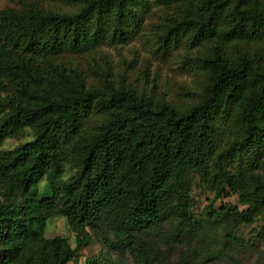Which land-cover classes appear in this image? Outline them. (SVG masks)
<instances>
[{
	"label": "trees",
	"instance_id": "16d2710c",
	"mask_svg": "<svg viewBox=\"0 0 264 264\" xmlns=\"http://www.w3.org/2000/svg\"><path fill=\"white\" fill-rule=\"evenodd\" d=\"M67 1L78 9L36 1L0 9V264L77 262L90 229L134 264H155L144 237L165 217L191 239L202 227L191 211L193 172L216 200L237 195L245 207L211 205L209 217L253 223L264 208V0H153L173 10L161 42L189 33L192 46L213 44L204 89L184 109L125 76L115 83L109 65L94 83L62 59L129 41L151 0ZM232 44L243 49L237 56ZM27 132L31 139L2 149ZM67 167L74 173L63 180ZM56 215L75 247L45 236ZM112 257L86 263L117 264Z\"/></svg>",
	"mask_w": 264,
	"mask_h": 264
},
{
	"label": "rangeland",
	"instance_id": "374dc122",
	"mask_svg": "<svg viewBox=\"0 0 264 264\" xmlns=\"http://www.w3.org/2000/svg\"><path fill=\"white\" fill-rule=\"evenodd\" d=\"M28 1L63 12L78 9L76 4L67 0H0V9L18 8ZM172 15V9L151 0L149 13L129 41L106 43L77 55L65 54L62 59L68 64L80 66L94 83L98 82L101 69L109 65L115 83L120 82V76H125L126 81L139 91L171 101L184 109L192 105L204 89L206 74L201 66L202 59L207 51L213 50V44L192 46L189 33L180 34L176 42L168 45L161 42L160 38L171 24ZM242 50L233 44L227 46L230 56H237ZM102 117L101 112L92 115L89 125L97 123ZM31 138L32 134L27 132L20 139L7 140L2 149H13ZM73 173L74 170L67 167L61 179L66 180ZM190 178L191 211L202 227L198 236L191 239L179 219L165 217L156 231L151 230L144 237L152 248L155 264H264V208L251 224L235 225L231 216L211 218L207 214L211 205L216 209L223 205L245 207L240 204L237 195L216 200L215 194L207 189L197 173H191ZM45 186L46 181H42L40 189ZM90 233V244L79 251V260L70 264H87V258L101 253L105 256L112 254V263L134 264L130 255L121 256L104 244L101 230L90 229ZM45 236L65 237L72 247L76 246L75 232L67 218L60 215L49 219Z\"/></svg>",
	"mask_w": 264,
	"mask_h": 264
}]
</instances>
